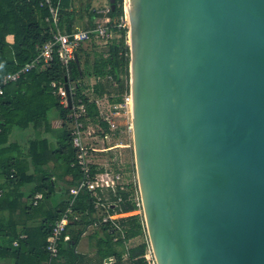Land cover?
I'll list each match as a JSON object with an SVG mask.
<instances>
[{"label": "water", "instance_id": "water-1", "mask_svg": "<svg viewBox=\"0 0 264 264\" xmlns=\"http://www.w3.org/2000/svg\"><path fill=\"white\" fill-rule=\"evenodd\" d=\"M128 6L135 173L157 264H264V0Z\"/></svg>", "mask_w": 264, "mask_h": 264}, {"label": "trees", "instance_id": "trees-1", "mask_svg": "<svg viewBox=\"0 0 264 264\" xmlns=\"http://www.w3.org/2000/svg\"><path fill=\"white\" fill-rule=\"evenodd\" d=\"M70 1L61 0V23H64L63 15L67 13L64 10L69 8ZM120 3L121 0H116L115 9L109 13L111 22L117 21L122 15V7L118 6ZM47 15L48 13L45 9L39 8L37 0H0V79L5 74L14 73L34 60L38 55L39 48L50 39L48 26L43 22V19ZM65 24L66 31L70 32L72 29L70 24ZM113 31L118 37L110 41L106 54L97 55L93 61L92 73H87V71L81 69L78 55L69 64L68 73L55 57L48 69L41 70L38 68L31 71L18 81L14 91H8L3 96H0V178H5L12 185H16L21 182L27 171L24 162L19 161L17 158L6 157L15 148L14 145L6 146L12 128L18 127L24 130L31 126L37 133H40L48 126L49 112L56 110L60 120L63 122V126L66 127V131H64V135L60 138V142H64L65 145L59 147L54 156L61 161L65 171L72 176L73 182L69 184L70 187L77 184L81 178V173L79 168L73 165L75 164V150L71 146L69 136L70 119L68 115L70 109L60 105L59 99L51 94L50 83H76L75 97L81 98L87 109L89 121L85 122V126L88 122L92 125L100 124L106 131L107 126L99 120L96 106L89 102L88 97L82 95L86 87H83L82 84L80 85V82L84 81L85 76H92L95 80H102L110 76L118 85V88L114 90V94H121L126 89L122 80L123 76L128 75L130 61L129 49L125 46L126 29H114ZM8 37H12V41L9 42L7 40ZM107 88H110L108 84H101L100 81H97L94 91L97 95L101 96ZM111 101L116 103L119 101V98L111 99ZM47 147L45 140H33L30 143L31 159L35 166V172H38V166H41L45 162L44 157L48 152ZM100 171H103V169H100ZM51 190L50 182L46 181V183L44 182L40 188L34 191V195L37 192L45 194L51 192ZM127 196L128 193L121 192L119 189H116L115 193L108 190L104 194H100L102 201L106 199L115 201L117 197L126 199ZM75 200L73 209L78 215L84 213L90 217L95 212L93 208L94 199L90 193L86 191L82 192ZM66 207L67 205L63 207L62 212ZM133 208L132 205H126L121 208V211L128 213L133 211ZM110 212H113V210ZM93 222H97V220H92ZM118 223L124 227L123 232L125 233L126 240L135 239L142 233L138 216L120 218L118 219ZM100 227L103 228L106 234L110 235L108 232L109 226L101 225ZM49 230L50 226L48 234ZM109 235L107 240L111 242L112 238ZM28 237L30 236L28 235ZM13 238L18 240L21 245L15 251L16 256H19L20 252H22V245L25 242L19 240V235L17 234ZM121 243V240L117 242V244ZM144 251L145 246L143 244L130 249L129 259L142 256ZM45 254L47 255L46 252ZM112 255L120 261V255L114 253ZM142 263V259L136 261V264Z\"/></svg>", "mask_w": 264, "mask_h": 264}, {"label": "built area", "instance_id": "built-area-1", "mask_svg": "<svg viewBox=\"0 0 264 264\" xmlns=\"http://www.w3.org/2000/svg\"><path fill=\"white\" fill-rule=\"evenodd\" d=\"M37 1L39 8L45 9L48 13L44 18V22L48 26L50 39L39 48L38 55L34 60L14 73L5 74L0 79V96L10 91L11 86H15L21 78H24L31 71L38 68L41 70L48 69L55 57L68 73L69 64L76 59L77 52L83 45L91 41H94L96 45H109L113 39L114 29H126L125 46L129 49V19L128 11L126 10L129 0H121L120 5H118L122 7V15L116 23H114L115 21L111 22L109 18L111 8L110 5H106L97 11V14L102 15V19L93 28L82 30L74 27L70 32L62 30L59 27L61 0ZM122 80L126 89L121 94H114V90L118 88V85L110 76L102 80H96L93 85H90L89 91L91 97L86 96L84 92L82 93V95L88 97L90 103L96 106L99 120L107 126L106 131L100 124L93 125V128H91L89 125L91 123L88 122L85 126V122L89 121L87 109L83 100L75 97L76 83H50L51 94L57 97L60 104L65 108L68 107L65 86L68 85L69 88V95L71 97V107H68L70 109L68 115L70 119L69 136L71 146L75 150V164L73 165L79 168L81 178L75 186L68 189L67 207L60 217L50 225L47 241L43 248L48 255L49 262L59 257L61 244L68 240L66 235L68 225L79 221V215L73 209L74 201L80 193L86 191L94 199L93 208L98 213V220L93 225L109 226L108 232L113 243H117L119 240L123 244L130 241V239L126 240L125 233L123 232L124 227L118 223V216L121 215L123 218L138 216L142 228L140 237L143 239V242L141 244L145 246V251L142 256L134 259H129V255L126 254L124 259L125 264H136V261L139 259L143 260L142 264H157L145 223L143 203L135 170H133L131 179L125 181L121 168L109 170L108 168L101 167L95 161L96 155L112 151L115 148H133V102L130 61L128 75L123 76ZM97 81L110 86V88L105 89L104 94L101 96L97 95L94 91ZM116 98H119L118 102L111 101V99ZM120 138H124L128 143L103 148H97L94 144L89 143V140L94 139L104 143L109 139L117 140ZM101 168L103 171H100ZM133 169H135V162H133ZM116 189L128 193L127 198L117 197L115 201L101 200L100 194H104L108 190L115 193ZM2 193L0 190V197ZM42 199L43 195L41 193L35 194L31 201L32 206H36ZM126 205H132L134 207L133 211L123 213L121 208ZM111 210L113 212H110ZM21 239H24V237H19V240ZM17 243L18 241H15L14 245L17 246Z\"/></svg>", "mask_w": 264, "mask_h": 264}, {"label": "crops", "instance_id": "crops-1", "mask_svg": "<svg viewBox=\"0 0 264 264\" xmlns=\"http://www.w3.org/2000/svg\"><path fill=\"white\" fill-rule=\"evenodd\" d=\"M109 3L110 0H71L69 8L64 10L67 11L66 15H63L64 23H61L60 17L59 27L66 30L65 23H68L71 28L91 29L102 19V15L97 14V11L110 5ZM7 40L12 41V37ZM88 79L95 80L92 76ZM14 90L15 86H11L10 91ZM48 118V126L40 133L31 126L24 130L13 127L8 136L6 146L14 145L15 148L6 157L24 162L27 171L21 182L16 185L0 178V190L3 192L0 197V264H125V255H129L130 249L138 246L134 244L137 238L124 244L109 242V234L107 235L102 227L92 223V220H98L96 211L90 217L80 213L79 221L68 225V240L61 244L59 257L49 262L43 249L48 229L67 205L68 188L73 178L54 156L58 148L65 145L60 142V138L64 135L66 127L63 126L56 110H51ZM89 125L93 128L92 124ZM33 140H45L48 146L45 162L38 166V172H35L31 159L30 143ZM46 181L51 184V192L41 193L43 199L36 206H32L34 191ZM118 218L123 217L120 215ZM16 234L24 237L21 241L25 242L19 256L15 254L21 246L19 241L13 238ZM28 235L30 237L27 238ZM15 241H18L17 246L14 245ZM112 253L120 255V261Z\"/></svg>", "mask_w": 264, "mask_h": 264}, {"label": "rangeland", "instance_id": "rangeland-1", "mask_svg": "<svg viewBox=\"0 0 264 264\" xmlns=\"http://www.w3.org/2000/svg\"><path fill=\"white\" fill-rule=\"evenodd\" d=\"M116 23V20L115 22ZM113 39L117 38L118 35L113 33ZM109 44V43H108ZM108 50V45H96L94 41L86 43L83 45L77 52V55L80 58L81 69L92 73L93 61L99 54H106ZM89 76H85L84 82H80L85 88L84 93L86 96L91 97V93L89 91L90 85H93L96 80L90 81ZM73 84V83H72ZM89 143L94 144L97 148H103L108 146H115L116 144H125L128 143L124 138H120L117 140L109 139L108 141L101 143L100 140H89ZM97 163L101 165L103 168H108L109 170H116L121 168L124 173L125 181H129L131 179V175H133V161H134V152L133 148H116L112 151L98 154V157L95 159ZM143 242V239L139 236L137 240L134 242L135 245H140Z\"/></svg>", "mask_w": 264, "mask_h": 264}, {"label": "bare ground", "instance_id": "bare-ground-1", "mask_svg": "<svg viewBox=\"0 0 264 264\" xmlns=\"http://www.w3.org/2000/svg\"><path fill=\"white\" fill-rule=\"evenodd\" d=\"M128 7H129V6L126 7V10H127V11H128Z\"/></svg>", "mask_w": 264, "mask_h": 264}]
</instances>
